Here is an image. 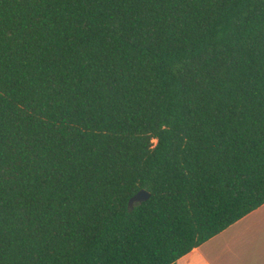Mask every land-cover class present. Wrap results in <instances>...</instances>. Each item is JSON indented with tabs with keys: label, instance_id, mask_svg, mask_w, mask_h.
<instances>
[{
	"label": "trees",
	"instance_id": "1",
	"mask_svg": "<svg viewBox=\"0 0 264 264\" xmlns=\"http://www.w3.org/2000/svg\"><path fill=\"white\" fill-rule=\"evenodd\" d=\"M262 204L264 0H0V264H176Z\"/></svg>",
	"mask_w": 264,
	"mask_h": 264
},
{
	"label": "crops",
	"instance_id": "2",
	"mask_svg": "<svg viewBox=\"0 0 264 264\" xmlns=\"http://www.w3.org/2000/svg\"><path fill=\"white\" fill-rule=\"evenodd\" d=\"M176 264H264V204L179 258Z\"/></svg>",
	"mask_w": 264,
	"mask_h": 264
},
{
	"label": "water",
	"instance_id": "3",
	"mask_svg": "<svg viewBox=\"0 0 264 264\" xmlns=\"http://www.w3.org/2000/svg\"><path fill=\"white\" fill-rule=\"evenodd\" d=\"M150 196V192L145 189H140L137 193H135L129 200V205L132 206L134 203L142 202L148 199Z\"/></svg>",
	"mask_w": 264,
	"mask_h": 264
}]
</instances>
